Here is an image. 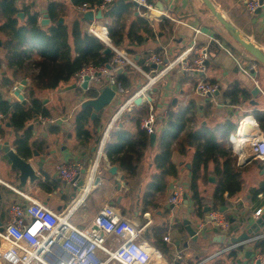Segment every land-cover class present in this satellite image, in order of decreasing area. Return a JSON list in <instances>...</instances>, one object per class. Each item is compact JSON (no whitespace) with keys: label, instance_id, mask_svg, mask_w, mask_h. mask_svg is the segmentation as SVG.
I'll list each match as a JSON object with an SVG mask.
<instances>
[{"label":"crops","instance_id":"0c3cea01","mask_svg":"<svg viewBox=\"0 0 264 264\" xmlns=\"http://www.w3.org/2000/svg\"><path fill=\"white\" fill-rule=\"evenodd\" d=\"M14 1L18 9L23 6H30L31 11L38 13L39 24L43 15H48L47 6L51 2L62 8V16L59 18H63L62 24L67 26H70L74 19L83 18L84 14L80 13L78 7H74L70 0ZM210 1L236 28L264 51V10L250 14L241 0ZM124 2L132 3L131 15L126 18L125 32L137 16L146 20L150 28L147 39L140 45L131 44L130 46L133 52L128 53L133 56L137 65L146 67L144 66V56L150 51L160 53L163 47L166 49L167 59L190 46L193 42L196 43V52L209 46L211 40L218 45L219 50L211 45L212 55L207 58L209 64L201 74L183 73L178 69L168 72L149 93V103L134 106L117 123V130L114 131L108 144L116 142V136L120 131L135 136L137 133L136 121L138 119L141 121L149 113L150 108L156 117L154 143L153 145L148 144L145 148L139 163L135 167V173L129 175L118 164L109 163L104 151L98 159L94 183L86 185L85 194H81V190L76 192L74 198H72L74 186L64 183L59 177L57 166L63 163H80L83 166L81 178L87 180L91 171V163L95 158L99 130L123 99L122 96H117L94 120L88 118L84 127V130L88 132L87 135H77L76 118L82 111L80 104L91 97H87L86 91L82 90L79 85L73 90L63 91V88L75 83L73 78L67 83L59 84L54 90L36 92L35 96L39 98L50 113L49 118H44L47 119L45 123H41L39 118L31 120L26 123L25 128L21 131L15 132L6 117L2 115L0 118V138L3 141H8L11 148L18 154L20 153L19 155L32 165L39 176V180L33 184L26 182L22 189L17 188L19 184L17 173L10 170L9 163L0 154V223L5 227L10 220V207L15 204L25 207L28 203L27 198L39 202L54 212H60L74 201L76 207L70 221L79 228L90 226L97 211L103 205L108 204L113 206L130 223L136 227H142L140 240L158 252V258L150 264H233L232 259L227 256L228 252L210 258L228 246L222 242L223 234L220 235V232L210 225H206L204 232L197 235V240L193 241L187 235L182 223L184 219L188 220L196 231L206 221L209 213H205L203 210L202 218H197L193 213V202L188 189L193 148L186 147L184 153H180L178 142L172 143L171 162L176 166L177 172L174 177L165 178V188L160 192L149 189L150 182L159 175V171L153 165V158L161 149L160 134L165 128L168 111H184L192 105L194 114L189 115L192 120L191 126L198 125L208 128L224 125L227 121L238 126L244 116L246 119L251 117L254 119L253 111L264 112V66L257 63L242 48H237L240 49L237 52L234 49L224 47L223 29L201 0H124ZM133 2L138 5L134 6ZM158 4H161L159 11L161 17L155 18L149 15V10H153ZM147 6L151 8L148 10ZM97 11L102 12V10H96L93 14L95 15ZM18 19L19 22L24 21V18L23 20ZM69 19L70 22H68ZM101 23L107 28L109 42L126 51L122 46L115 43L118 38L110 33L104 18L93 21L85 20L82 27L87 32L91 24L100 28L103 26ZM194 29H199L200 32L195 34ZM0 35L4 38V40L1 38L0 44V97L3 100L21 105L12 94L13 87H17L21 79L15 77L5 63L2 49L5 36L2 33ZM195 55L193 54V58ZM243 63L249 64V69ZM251 66H254V69H250ZM241 68L248 69L247 73H244ZM209 70L212 72L211 75L208 74ZM119 77L121 78L119 79ZM116 79L120 83L124 81V85H121L127 89L126 92L128 93L141 82L139 74L134 70L116 75ZM199 79L216 84L219 88V94L210 99L199 96L194 90ZM26 82L27 86L30 80L26 79ZM235 84L249 93V99L238 105H231L227 99H223L222 93ZM25 87L22 90L23 97L26 92ZM254 87L259 88L261 93L257 98L251 95V90ZM254 102L256 104H253ZM49 121L52 122V125L45 128L44 124ZM121 122L123 126L119 129L118 124ZM7 123L9 127L6 126ZM234 132L228 135L224 130L223 133L216 132L219 142L226 149H231L235 160L234 167L237 169L241 181L239 192L231 196L225 192L223 194L224 205L219 206L216 210L210 209V212L219 211L220 207H225V211L219 212L223 214L228 223L230 218L233 219V223H229L230 226L224 235L225 238L237 236L254 222L250 215L254 209L259 207L256 196L260 192L264 193V191L257 189L258 182L263 178L260 173L264 170V158L251 155L250 146L246 142L243 144L229 142L228 138ZM260 132L264 133L258 127L255 136ZM23 135L29 137L27 156L24 154L25 151L19 152L16 144H14L16 138ZM36 153L38 156H34ZM38 162H42L41 169L36 166ZM186 165H189V168ZM112 166L117 168L114 175L108 173ZM213 169L214 163L210 162L206 169L199 171L198 188L202 197L209 204L212 203L211 197L217 182ZM121 178L123 179L121 180ZM43 183L46 184L48 190L40 188V184ZM177 186L183 188L187 202L185 203L182 198L181 204L176 207L169 204L168 199ZM233 226H238L239 230L235 232ZM259 232L264 233V229ZM165 236L169 237V242L163 240ZM109 240L110 238H108ZM251 247L243 248V251L237 252L236 260L249 261L251 264L253 253L249 258L245 257L246 251L254 252L253 245ZM98 254L101 257L104 255L102 252H98Z\"/></svg>","mask_w":264,"mask_h":264},{"label":"trees","instance_id":"16d2710c","mask_svg":"<svg viewBox=\"0 0 264 264\" xmlns=\"http://www.w3.org/2000/svg\"><path fill=\"white\" fill-rule=\"evenodd\" d=\"M74 7L86 5L98 7L104 0H70ZM132 3L120 0L105 4L102 16L107 21L111 34L117 36L115 43L122 46L127 52H133L131 44L140 45L149 37V24L141 17H136L126 28V18L131 15ZM21 12L24 21L19 22L16 14ZM47 13L50 24L41 26L38 23V13L30 10V6L18 9L14 0H0V33L5 36L2 44L4 60L15 77L21 80L29 79L25 87V102L23 105L3 100L0 97V113L8 120L15 132L25 128L27 122L38 118H49V110L35 96L36 92L54 90L59 84L69 82L74 75L87 66H101L111 61L112 54H104L105 46L94 36L88 35L83 30V18H76L70 26L59 24L58 18L62 16V8L54 3H49ZM148 69L147 67H144ZM121 77H119L120 79ZM124 85V81L121 82ZM87 97H95V92L86 91ZM231 105H238L249 99V93L238 85L230 86L222 93ZM91 110L85 109L76 118L77 135L88 132L84 130ZM192 105L184 111H168L160 137L161 149L153 158V165L159 171L149 184L152 191H163L165 178L176 175V166L171 162V145L174 141L179 144V152L184 153L185 148H193L191 159V177L189 192L193 202V213L197 218H202L203 210L210 206L216 210L224 205L223 194L234 195L241 189V181L234 167V157L231 149H226L219 142L217 131L226 135L236 130V124L227 121L224 125L213 128L191 126L193 115ZM258 127L264 132V112L253 111ZM137 133L135 136L125 131H120L114 144L105 148L107 160L111 164H118L127 174L133 175L145 148L149 144V135L140 128L139 119L136 121ZM28 135L19 136L14 141L17 149L29 153ZM20 154V153H19ZM23 154V155H24ZM214 163L213 174L217 178L212 193V203L206 202L199 188V171L206 169L208 163ZM41 189L48 190L46 184H40ZM255 250H264V240L253 244ZM243 248L229 251L227 256L233 264H250L249 261L236 260L237 252Z\"/></svg>","mask_w":264,"mask_h":264},{"label":"built area","instance_id":"2783aa9c","mask_svg":"<svg viewBox=\"0 0 264 264\" xmlns=\"http://www.w3.org/2000/svg\"><path fill=\"white\" fill-rule=\"evenodd\" d=\"M137 1V0H134ZM112 0H104L98 7H78L80 13L91 10H102L105 4ZM248 13L253 14L257 10H264V0H241ZM151 7L147 6L149 10ZM102 24V23H101ZM101 29H96L92 24L87 29V34L100 40L105 47L111 51L112 58L108 63L111 67L107 69L106 64L101 66H87L77 72L73 79L77 85L83 82L85 77L89 78L87 88L93 84L99 86L107 85L115 92V98L122 96V100L113 110L107 122L100 128L96 147L95 158L91 163L90 174L85 180L84 187L80 188L81 194L87 191L86 185L95 181V171L98 159L103 155L107 144L110 142L114 131L117 130V123L123 116L129 113L134 106V100L141 98V104L149 103V93L156 84L170 71L178 69L180 72L201 74L205 70L204 61L208 58L206 48L196 52V43L184 48L171 58L167 59L166 49L163 47L160 53L150 51L144 56L145 69L137 65L135 59L128 52L117 48L109 42V33L104 24ZM195 34L199 29L193 30ZM193 54L195 57L193 58ZM155 68H152V66ZM122 72L134 70L139 74L141 82L131 92H126L120 82L116 79L115 70ZM250 69H254L251 66ZM244 73L247 70L241 68ZM99 75V76H96ZM16 87H13V90ZM195 92L202 98H212L219 91L216 84L199 79L194 87ZM0 118L2 115L0 113ZM44 118H39L45 123ZM156 117L150 108L149 113L140 121V128L150 135L155 132ZM242 119L235 132L229 136V142L235 144L238 140H244L250 146L251 155L257 158H264V133L260 132L255 137L242 139ZM83 166L74 162L60 164L57 166L59 177L69 185L75 186V178L81 177ZM259 207L254 209L250 218L253 221L259 219L264 212V193L257 194ZM183 198V188L177 186L168 199L172 206H179ZM28 200L25 207L18 204L10 207V220L0 232V263L5 264H150L158 258L157 252L140 240L142 227H136L124 218L113 206L105 204L96 213L90 226L79 228L74 225L70 218L76 207L74 201L60 212H54L37 201ZM206 225H210L220 232V235L227 233L229 223L219 211L208 213L206 221L199 226L196 234L204 232ZM108 238L110 240L108 241ZM169 242V237H163ZM264 240V233L249 237L247 240L235 245H228L212 257L227 253L237 248H252L256 241ZM251 264H264V250H253ZM98 252L104 255L101 257ZM209 259V258H207ZM206 259V260H207ZM205 260V261H206Z\"/></svg>","mask_w":264,"mask_h":264},{"label":"water","instance_id":"95a60500","mask_svg":"<svg viewBox=\"0 0 264 264\" xmlns=\"http://www.w3.org/2000/svg\"><path fill=\"white\" fill-rule=\"evenodd\" d=\"M205 7L209 10L211 15L215 18V20L222 26V28L232 37V39L248 54L250 55L257 63L261 64L264 66V51L261 50L257 45H255L245 34H243L238 28H236L227 18L226 16L219 10H217L216 6L210 1V0H201ZM263 0H259V3L261 4ZM121 3L124 2V0H120ZM134 6H137L138 4L136 2H133ZM161 10V4H158L155 6L153 10H149V15L154 16L155 18H160V11ZM259 10H257L258 12ZM20 20H23V14L22 13H17L16 15ZM83 18L87 21H93L94 19L96 20H101L103 18L102 12L97 11L95 15L91 10H87L83 14ZM58 23L62 24L63 23V18L58 19ZM49 24V18L47 14L43 15L42 20L40 21L41 26H46ZM215 42L211 40L210 45L206 47V53L210 57L212 55L210 49L211 45L217 47V50H219V47L217 44H214ZM104 54L111 53L110 49L108 47H105ZM209 64L208 59L204 61V66L207 67ZM107 69H110L111 67L109 64H106ZM152 68H155L153 65ZM122 70L121 69H116L115 70V75L121 74ZM99 76V75H96ZM1 77H3V74H1ZM89 82V78L85 77L83 79V82L79 85V87L84 90L88 91L92 89L95 92V97L89 98L87 100H84L80 104L81 110L85 109H91V115L90 118L91 120H94V118L107 106H109L115 99V92L112 90L109 86L104 85V86H97V84H93L91 88H87ZM27 82L26 80H21L18 84V86L13 90V96L19 101L21 105L24 104L25 100L22 94L23 88L26 86ZM77 87V84L73 83L69 86H66L63 88V91H69L73 90ZM219 94V91L216 92L213 96H217ZM251 95L254 98H257L261 95L259 88L254 87L251 90ZM134 104L136 106H139L141 104V98H136L134 100ZM253 104H256L254 102ZM242 119H244V122L242 123V128H241V138L242 139H248L250 137H255L256 135V129L258 130L257 124L255 120L251 117L249 119H246V116H244ZM52 125V122H47L44 124L45 128H48ZM204 125V124H202ZM7 127H9V124H6ZM123 126V123L118 124V128L121 129ZM31 128V126H30ZM156 134L155 132L151 133L149 135V144L153 145L154 140H155ZM0 154L7 160L9 163V168L11 171L17 173V179H18V185L17 188H24L26 182L29 184H33L35 181L39 180V176L36 174L34 171V168L32 165L25 160L23 157H21L17 151H14L8 141H3L2 138H0ZM34 156H38L36 153ZM38 169L42 168V162H38L36 164ZM187 168H189V165H186ZM117 168L115 166H112L109 168L108 173L111 175H114L116 173ZM263 175V178L258 182L257 184V189L259 191H264V170L260 173ZM83 175V173H82ZM123 178H121L122 180ZM75 186L73 187V194L72 198L76 196V192L79 191L80 188L84 187L85 185V179L81 177H76L75 178ZM66 184V182H64ZM186 194H183V200L186 203ZM225 207H220L219 211L223 212L225 211ZM205 213L210 212V208L206 207L204 209ZM183 225L185 226V230L189 238H191L193 241L197 240V234L194 228L191 226L190 222L186 219L182 221ZM229 223H233V219H229ZM264 229V212L262 216L254 221L252 224L249 225L248 228L240 232L235 237H227L223 236L222 242L225 245H235L240 242H243L247 240L249 237L257 234L260 230ZM233 230L237 232L239 230L238 226H233ZM3 231V226L0 223V232ZM253 252L252 251H246L245 252V257L249 258Z\"/></svg>","mask_w":264,"mask_h":264},{"label":"rangeland","instance_id":"374dc122","mask_svg":"<svg viewBox=\"0 0 264 264\" xmlns=\"http://www.w3.org/2000/svg\"><path fill=\"white\" fill-rule=\"evenodd\" d=\"M204 6V5H203ZM205 8V7H204ZM219 8L221 9V7L219 6ZM206 9V8H205ZM73 16H75L74 15V13H73ZM128 18H129V16H128ZM68 22H70V19L68 20ZM220 25V24H219ZM221 26V25H220ZM221 28H222V26H221ZM223 29V28H222ZM224 32V33H223ZM223 32H222V35H223V38L225 39L223 42H224V47L225 48H229V49H234L235 51H237V52H239V50L240 49H237V48H241L233 39H232V37L223 29ZM1 36V35H0ZM1 38H3V37H0V44H1ZM3 40H4V38H3ZM254 43V42H253ZM255 44V43H254ZM256 45V44H255ZM237 46V47H236ZM0 56H1V52H0ZM243 65L245 66V67H247L248 69H249V64H246V63H243ZM0 66H1V64H0ZM247 69V70H248ZM211 70H209L208 71V74L209 75H211ZM221 74H222V72H221ZM76 112V111H75ZM1 264V263H0Z\"/></svg>","mask_w":264,"mask_h":264},{"label":"bare ground","instance_id":"6f19581e","mask_svg":"<svg viewBox=\"0 0 264 264\" xmlns=\"http://www.w3.org/2000/svg\"><path fill=\"white\" fill-rule=\"evenodd\" d=\"M96 29H101V28H98V26H97V28ZM238 142V144H243L245 141L244 140H238L237 141ZM240 146V145H239ZM239 149V148H238ZM158 253V252H157ZM1 264H5L4 262H1Z\"/></svg>","mask_w":264,"mask_h":264}]
</instances>
